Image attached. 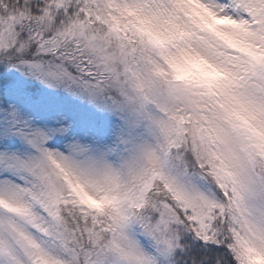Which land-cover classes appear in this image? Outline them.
I'll return each mask as SVG.
<instances>
[{"label": "snow or ice", "instance_id": "1", "mask_svg": "<svg viewBox=\"0 0 264 264\" xmlns=\"http://www.w3.org/2000/svg\"><path fill=\"white\" fill-rule=\"evenodd\" d=\"M0 264H264V0H0Z\"/></svg>", "mask_w": 264, "mask_h": 264}]
</instances>
